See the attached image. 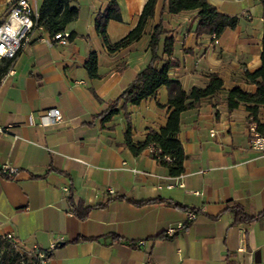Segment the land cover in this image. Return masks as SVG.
<instances>
[{"label": "crops", "instance_id": "0c3cea01", "mask_svg": "<svg viewBox=\"0 0 264 264\" xmlns=\"http://www.w3.org/2000/svg\"><path fill=\"white\" fill-rule=\"evenodd\" d=\"M12 1L0 0V20ZM28 1L39 9L43 0ZM207 1L237 16V26L218 38L197 36V11L169 14L156 0L142 36L111 52L95 30L96 16L110 0H74L78 15L64 31L71 39L59 45L48 33H35L16 54L0 82L1 237L48 251L47 264H264V223L234 225L226 211L233 204L248 214L264 211V153L249 145L245 105L230 111L225 100L230 89H256L245 72L261 65L262 6L258 0ZM116 2L121 20L106 26L110 43L136 26L146 0ZM158 24L164 33L156 69L177 60L168 77L185 91L205 88L210 74L222 79L219 92L180 115L176 137L186 159L178 177L147 149L133 156L123 144L125 113L134 143L145 139L147 129L165 124V87L104 124L98 117L149 62L148 44ZM166 38L174 40L171 56L163 53ZM92 52L99 78H90L84 67ZM54 108L63 122L41 125L40 113ZM258 115L264 116V108ZM4 166L15 172L2 174ZM70 186L76 204L94 207L84 220L69 210ZM120 197L165 201L137 206ZM187 209L197 216L186 223ZM170 227L171 237L165 234ZM78 237L98 241L74 242Z\"/></svg>", "mask_w": 264, "mask_h": 264}, {"label": "trees", "instance_id": "16d2710c", "mask_svg": "<svg viewBox=\"0 0 264 264\" xmlns=\"http://www.w3.org/2000/svg\"><path fill=\"white\" fill-rule=\"evenodd\" d=\"M162 1L163 11L169 14H177L182 11H197L199 16V22L195 30L197 36L212 35L218 38L226 28L234 29L238 24L237 16H229L219 12L207 0ZM258 2L262 6L261 65L252 73L245 72L246 80L254 84L256 89L254 92H247L236 87L228 90L225 98L227 108L230 111L236 109L240 104H244L249 118L253 121L257 120L259 109L264 108V0H258ZM155 4L156 0H146L136 26L121 40L110 43L106 33V26L110 20H121L120 9L116 0H110L106 8L95 19V30L106 48L113 52L137 41L142 36L146 23L154 15ZM77 15L78 10L74 4V0H43L39 8L38 25L53 38L54 35L63 33L66 26L76 20ZM163 33L161 24L153 28L148 44L150 51L149 62L130 82L127 88L98 117L101 118L102 124H104L120 111H126L127 105H138L144 99L152 97L159 88L165 87L168 94V114L165 124L159 130L147 129L145 139L142 142L134 143L129 116L125 113L127 126L123 144L133 156H138L153 144L157 150L151 157L162 167L166 168L171 177H178L184 172L183 163L186 159L182 144L176 137L179 129L180 115L186 110L195 108L200 100L212 97L219 92L222 88V79L217 74H210L205 88L195 86L189 91H185L179 82L170 80L168 69L170 67H178L179 62L177 60L169 58L160 70L155 67V63L160 60L158 47ZM68 36L71 39L73 34H68ZM173 50L174 40L166 38L163 45V53L171 56ZM14 58H2L0 60V81L11 67ZM84 67L90 78L100 77L98 74V59L95 52L89 54ZM92 94L97 98L93 90ZM120 198H124L137 206L165 201L162 199L134 201L126 197ZM66 201L70 212L80 220L86 219L90 210L94 208L84 207L81 202L76 204L73 200L72 186L67 190ZM103 206L101 205L100 207ZM175 206L183 208L179 204H175ZM226 211L232 215L234 225H249L253 222L264 223V211L257 214H248L239 204L231 205ZM113 238L116 237L113 236ZM86 240L98 241V239L78 237L74 242ZM21 260L22 256L11 247L10 241L0 236V264H20Z\"/></svg>", "mask_w": 264, "mask_h": 264}, {"label": "built area", "instance_id": "2783aa9c", "mask_svg": "<svg viewBox=\"0 0 264 264\" xmlns=\"http://www.w3.org/2000/svg\"><path fill=\"white\" fill-rule=\"evenodd\" d=\"M39 9L28 0H14L10 2L8 11L0 20V60L2 58L12 59L16 54L35 37V33L44 32L38 25ZM68 33L54 35L52 41L62 45L66 43ZM2 80V79H1ZM1 82V81H0ZM41 125L52 126L63 122L60 111L56 108L48 109L40 113ZM0 132L2 129L0 128ZM249 145L251 149L264 153V116L251 120L248 125ZM157 148L152 144L147 148L150 155L155 153ZM4 175L11 176L15 169L4 166L1 168ZM186 223L195 220L197 213L192 209L185 210ZM181 223L178 227H181ZM175 233L174 228L166 229L165 234L169 237ZM10 241L11 247L22 256L20 264H47L49 252L34 246L30 249L22 248L11 235L5 236ZM140 241V244H143ZM53 245H51L52 247Z\"/></svg>", "mask_w": 264, "mask_h": 264}]
</instances>
